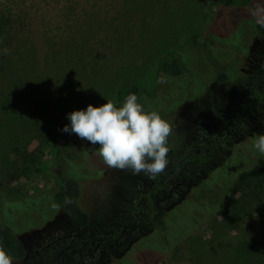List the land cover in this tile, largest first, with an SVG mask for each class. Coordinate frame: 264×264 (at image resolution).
I'll return each mask as SVG.
<instances>
[{"label": "rangeland", "instance_id": "obj_1", "mask_svg": "<svg viewBox=\"0 0 264 264\" xmlns=\"http://www.w3.org/2000/svg\"><path fill=\"white\" fill-rule=\"evenodd\" d=\"M2 14L0 224L27 250L13 264H145L152 249L165 253L158 264H261L264 205L251 184L264 185V158L254 162L252 147L264 134V82L257 80L264 76V37L255 24L264 19V0H0ZM168 53L181 62V74L157 69V57ZM131 85L172 128L173 157L155 178L108 167L98 146L60 131L70 111L106 99L119 106L115 92ZM247 103L248 140L216 148L204 172L188 171L198 165L186 145L203 135L207 119L222 108L220 120L232 122ZM52 146L60 152L50 157ZM55 165L79 184L85 227L53 200ZM178 166L189 175L174 197L168 201L162 190L150 198ZM197 205L216 208L209 225L197 222ZM160 209L161 229L154 218ZM143 222L142 231L129 230Z\"/></svg>", "mask_w": 264, "mask_h": 264}, {"label": "clouds", "instance_id": "obj_2", "mask_svg": "<svg viewBox=\"0 0 264 264\" xmlns=\"http://www.w3.org/2000/svg\"><path fill=\"white\" fill-rule=\"evenodd\" d=\"M3 52L6 54L7 49ZM68 123L61 132L76 134L92 146L111 168L130 169L149 178L161 174L168 164L169 122L147 109L135 93L125 96L117 106L111 100L66 114ZM252 147L264 158V134H258ZM0 264H13L11 256L0 248Z\"/></svg>", "mask_w": 264, "mask_h": 264}, {"label": "trees", "instance_id": "obj_3", "mask_svg": "<svg viewBox=\"0 0 264 264\" xmlns=\"http://www.w3.org/2000/svg\"><path fill=\"white\" fill-rule=\"evenodd\" d=\"M251 0H220V3L222 5H247L250 3ZM257 20L256 24V30L257 33L261 36L264 37V19L262 18H255V20ZM261 19V20H259ZM7 23V17L6 15L2 14L0 15V31L2 30L4 24ZM193 42L195 43V41L193 40ZM156 66L157 69L160 72H163L167 75H179L182 73V64L181 62L177 59V57H175L173 54L168 53V54H164V55H159L157 57L156 60ZM220 79L224 78L223 74L219 75ZM138 92H139V88L136 85H131V86H127V87H123L118 89L115 92V98L119 101L124 100L125 96L129 93H135L138 96ZM168 147H169V152H168V157L170 158L173 153H174V149L173 146L168 143ZM250 152L248 153L249 155H252V152L254 150H249ZM60 152L59 148L57 146H52L50 148V157L51 155L55 154L58 155ZM49 157V158H50ZM48 158V159H49ZM262 158L259 157V153L258 156H256V160L254 162H258L260 161ZM251 161V160H250ZM253 162V163H254ZM255 163V164H256ZM254 164H250L248 167H245L243 169L244 173H249L252 171ZM55 174H56V191L53 194V200L59 205L60 209L65 212L67 214V216L69 217L70 221L73 223V225L77 226V227H85L88 222H89V215L88 213L83 210L81 208V206L79 205L78 199H79V194H80V189H79V184L76 180L74 179H70L65 177L62 174V170L60 168L59 165H55L54 167H52V170H55ZM51 170V171H52ZM251 186H254V188H256L259 192H257L260 196L258 197V202L260 205H264V185L258 184V183H253L251 184ZM211 197L213 198L214 202H218V192L214 189H210L209 190ZM262 209L263 206H261ZM261 208H258V211H261ZM197 222H201V221H206L207 225L210 224V222H207L208 219H210L213 215L216 214V208L214 207H210V206H206L205 205V209L199 205H197ZM204 209V210H203ZM240 209V206H239ZM205 211L207 212L208 215L205 216ZM155 221L158 225V228H164L165 226V212L163 211V209H160L156 215H155ZM189 234L186 233L185 236L175 239L172 244L168 247L169 251L172 250V248L174 247V245H176L177 243H179L180 241H182L184 238H187ZM190 240H194L195 238L193 237H189ZM164 240H168V237H164ZM187 240V239H186ZM197 242V241H196ZM256 248H258V245L255 246ZM0 248H3L6 250V252L11 256V258H16V259H22L25 257V253H26V249L25 246L23 244V242L12 233L11 229L4 225V224H0ZM152 254L150 258V261H148V263L145 264H158L160 259L163 257H165V253H163V251L157 250V249H152ZM149 260V259H148ZM248 264H256L253 260H248ZM261 264H264V259H262Z\"/></svg>", "mask_w": 264, "mask_h": 264}, {"label": "flooded vegetation", "instance_id": "obj_4", "mask_svg": "<svg viewBox=\"0 0 264 264\" xmlns=\"http://www.w3.org/2000/svg\"><path fill=\"white\" fill-rule=\"evenodd\" d=\"M257 80L262 84L264 82V76L262 78L261 77L258 78ZM252 104L247 103L245 104L244 107H240V106L236 107L238 108L237 111L240 112V115H237V117L233 118L232 122H226V121L223 122L222 120H220L219 112L221 111L222 108L221 109L219 108L214 111V114L207 119V123L205 122V125H203V127L206 126V130H204L203 135H201L200 137L197 135V138H195L194 142H192L189 145H186V146H193L191 148V151H192L194 160L197 162V165H198L197 167H195L193 164H190L191 167H188V169L186 168L188 171L192 169L195 170L196 172H198V170L203 171L204 168L209 166L210 162L214 161L213 152L216 148L218 147L220 148L222 146H234V145L236 146L237 142H240L242 140H248V137L251 136L252 133L251 131L246 132V134L244 132L245 130L244 126L245 124H248V120H245L247 119V116H245V112H246V109L252 107ZM247 105H248V108H247ZM232 110L236 111L235 109H232ZM210 119L213 120L212 125H211ZM208 124H210V127H207ZM199 128H202V126H200ZM197 132L199 133L201 131L197 130ZM230 141H232L231 142L232 144L229 143ZM172 157L173 155L169 158V160L172 159ZM186 169L182 168L181 166H178L174 174L170 176H168L167 174L164 175L161 179L164 178L165 183L162 186H160L156 192L155 190H153L155 193L151 192L150 198L154 199L155 195L158 194V191L166 190L167 191L166 199L170 201L174 197L173 196L174 190L179 186V184L182 183L183 177L189 175V172L185 171ZM175 177H177L179 181L176 180ZM145 222L141 223L142 225L139 226L138 228L136 229L130 228L129 230L142 231V229L147 228L146 227L147 224ZM92 244H94L96 248L99 246H102L101 241L98 243L92 242ZM26 253H27V250H26Z\"/></svg>", "mask_w": 264, "mask_h": 264}]
</instances>
